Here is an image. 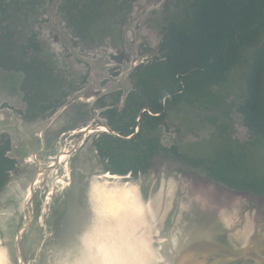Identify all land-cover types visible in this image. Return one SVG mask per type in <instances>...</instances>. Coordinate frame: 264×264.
I'll return each mask as SVG.
<instances>
[{
    "label": "flooded vegetation",
    "instance_id": "1",
    "mask_svg": "<svg viewBox=\"0 0 264 264\" xmlns=\"http://www.w3.org/2000/svg\"><path fill=\"white\" fill-rule=\"evenodd\" d=\"M191 2L0 0V113L26 128L46 124L41 132L50 140L77 139L86 162L118 179L159 166L203 170L230 186L261 182L247 166L245 144L230 149L232 134L219 129V119L235 112L257 137L239 110L246 96L241 68L198 90L196 68L166 66L168 37ZM179 117L208 131L184 129ZM21 134L0 126L1 187L28 165L33 133L25 132L24 144ZM188 137L202 142L200 153L188 151Z\"/></svg>",
    "mask_w": 264,
    "mask_h": 264
},
{
    "label": "water",
    "instance_id": "2",
    "mask_svg": "<svg viewBox=\"0 0 264 264\" xmlns=\"http://www.w3.org/2000/svg\"><path fill=\"white\" fill-rule=\"evenodd\" d=\"M7 116L33 147L0 189V264H264V194L159 166L118 179Z\"/></svg>",
    "mask_w": 264,
    "mask_h": 264
},
{
    "label": "trees",
    "instance_id": "3",
    "mask_svg": "<svg viewBox=\"0 0 264 264\" xmlns=\"http://www.w3.org/2000/svg\"><path fill=\"white\" fill-rule=\"evenodd\" d=\"M187 10L168 37L166 66L196 68L198 90L240 67L246 96L239 110L244 123L264 140V0H192ZM3 178L0 168V189ZM230 187L264 194V183L253 179Z\"/></svg>",
    "mask_w": 264,
    "mask_h": 264
},
{
    "label": "rangeland",
    "instance_id": "4",
    "mask_svg": "<svg viewBox=\"0 0 264 264\" xmlns=\"http://www.w3.org/2000/svg\"><path fill=\"white\" fill-rule=\"evenodd\" d=\"M173 1L177 2L178 0H173ZM178 9L179 7H174L172 11H178ZM232 79L234 82L237 81L236 78L234 77ZM228 93L231 99H233L234 98L233 93L232 92H228ZM177 119L178 120L180 119L181 122L184 123V124L181 123L184 129H187L188 127L192 126V127L198 128L196 129L197 132H207L208 131V129H206L204 125H201L195 118L191 117L190 119H186L184 117H179ZM219 122H221L219 123V129L222 132L225 131L227 136H228L227 133H229V135L232 134L233 141L229 142L230 149H233V147L239 143L245 144V155H246L247 166L252 172H254L257 179H260L264 183V140L261 137H255L253 134L247 131L244 127H242L241 118L235 112L229 113L227 117L224 116L220 118ZM220 126H222L224 129L222 130ZM216 130L217 129H212V133H216ZM44 135H45L47 144H53L55 141L59 139L58 138V139L50 140L48 137V134L47 135L44 134ZM205 139L206 137L203 138V142ZM31 141H29V146L33 147ZM22 142L23 144L25 143V141L23 140ZM184 144H186V148H188L189 152L192 151V152L200 153L201 151L200 149L202 147L201 145L202 142L198 140L195 141L192 137H188L184 141ZM190 172L199 173L205 176L207 175V173H205V171L203 170H196V171L190 170Z\"/></svg>",
    "mask_w": 264,
    "mask_h": 264
}]
</instances>
